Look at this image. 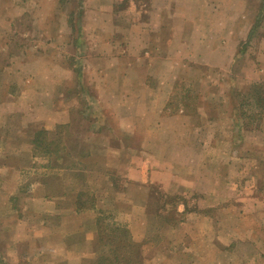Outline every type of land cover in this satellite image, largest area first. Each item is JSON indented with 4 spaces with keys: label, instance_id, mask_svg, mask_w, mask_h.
<instances>
[{
    "label": "rangeland",
    "instance_id": "1",
    "mask_svg": "<svg viewBox=\"0 0 264 264\" xmlns=\"http://www.w3.org/2000/svg\"><path fill=\"white\" fill-rule=\"evenodd\" d=\"M100 40L115 59L104 71L92 58ZM251 83L264 87V0H0V264H68L41 247L43 228L59 220L66 246L78 219L66 221L42 201L66 211L83 186L102 208L119 207L105 211L112 219L99 215L111 236L114 216L142 199L137 189L135 198L126 192V177L113 175L114 190L108 184L131 149L114 146L121 130L112 132L109 118L140 128L143 144L145 125L182 123L179 109L188 123L205 115L208 132L191 142L190 130H151V148L169 154L174 182L180 164L191 177L187 167L197 160L189 149L202 152L209 142L202 188L210 193H167L154 179L143 212H134L144 215L147 237L132 240V264H264V109L247 105ZM42 129L43 140L33 142ZM170 139L187 146L188 158L181 162ZM132 149L141 161L144 147ZM105 243H90L80 264H97L112 250Z\"/></svg>",
    "mask_w": 264,
    "mask_h": 264
},
{
    "label": "crops",
    "instance_id": "2",
    "mask_svg": "<svg viewBox=\"0 0 264 264\" xmlns=\"http://www.w3.org/2000/svg\"><path fill=\"white\" fill-rule=\"evenodd\" d=\"M121 0H114V2H118ZM124 1V0H123ZM108 43L104 42L103 40H100L98 42V47H99V52L92 57L95 61V63L98 61V65L96 64V68L101 67L102 63L103 66L100 68L101 71H104V69L108 66H110L112 63H114V58L107 56L104 52L103 49L107 47ZM111 47V46H110ZM149 55V54H148ZM70 69L72 71V67L70 66ZM78 75H82V70L80 72L78 71ZM177 81V80H176ZM73 83V78L70 81ZM177 83V82H176ZM73 89H76L80 84H72ZM145 86V85H144ZM149 87V86H145ZM85 90L88 89V87L84 86ZM108 95H110L112 98L116 97L114 92L107 91ZM161 109L166 110V105L163 104ZM185 109H179L177 114L179 117L185 118L182 119V123L174 124L173 126H168L169 121L165 120L164 122L160 124H154L153 126L150 124L145 125L141 132L146 135V138L143 142V144H140L138 142V133L140 132V128L138 130V127H128V128H119L118 124L114 123L113 118L110 117L108 120L107 126L110 127V130L112 132H116L121 130V133H116L118 139H112L114 143V146L118 147L121 146L123 147H128L131 148L129 152L127 153L128 155L122 156V158L118 159L115 165V171L116 174L109 175L108 178V184L112 186V189L114 190L115 186H117L115 183H117V179L113 175H121L123 177H126L127 180L129 181V185L127 186V193H131L133 189H137V196L140 197L142 200L137 201V204H134L130 211H125L124 213L125 216H121L120 214L117 216L119 212V207H116V204H109L111 206H108L106 209L102 208L99 203L101 202L100 200H94L95 205L94 208L87 209L83 207H79L77 202H80L79 199L77 202H73L71 205V209L69 207H66V211H58V208H56L55 204H53L51 201H45L42 203L50 205L55 213H58L60 217L66 214V221L70 218H77V223H78V228L75 233V236H77L76 240L72 241L71 243L68 244L67 241V233H66V246H64V240H65V235L61 230L60 227V221L58 220V223L54 227H44V235L42 236L41 241V247L46 249H56V254H63V257L66 258V263L68 264H80V262L89 255L90 252H88V246L90 243L97 241L98 237V217L101 214L100 212H107L113 211V213L116 214V217L114 216V222H117L120 224V222L117 221H122L123 223L126 224V228L130 229L131 232V238L134 241H141L147 237V233L143 232L142 225L145 224L146 220L144 215L141 213H134V212H143V204H146V200L149 197L150 194V185L153 181L156 180V182L161 183V187L164 189L165 192L167 193H177V194H183L184 191H187V189L195 190L201 193H207L209 195L210 190L208 188L203 189L202 184L208 180V162L211 160V156L209 153L208 148H210V143L206 142L204 143L201 147L206 148V150H202V152H197V150L194 148L193 150L189 149V154H191L192 159H196V163L192 164L191 166L187 167L188 170H190V176L189 177V182L190 186L187 185L186 181L188 180V177L185 176V173L183 172L184 169H186L185 165H178V170L174 172V182L170 181L169 176L173 177V171L172 167L168 166V155L165 157H160L158 154L155 152L154 149H152V146H157L155 140H153V135L150 134L151 130H158V131H164L167 132L168 130L174 129V132H179L182 130H190V135L187 141L191 139V142L195 140L194 136H197L198 131H204L206 130L208 132V129L210 127V119L207 117L205 118V115L200 118V123L199 124H193L192 122L188 123L189 121L187 120L191 116L189 115L188 112L184 111ZM197 110V109H196ZM205 113V112H204ZM203 112H199V114H204ZM101 114L106 113L101 109ZM70 111L69 109H66V122L69 119ZM137 133V134H136ZM100 136V135H97ZM130 136V137H128ZM104 137V136H103ZM167 140V139H166ZM196 141V140H195ZM111 143V142H110ZM168 146L170 149H180L181 152V162L185 159L188 158V154L186 153V145L183 146V144H179L178 139H170V142L167 141ZM188 144V143H187ZM140 145L144 147L143 149V154L141 155V161L139 160L140 158L137 157L135 159V152L132 148L138 147L140 148ZM139 153V152H137ZM139 155V154H138ZM159 159V162L162 165H155L154 162L156 161L157 158ZM201 157L203 160H201ZM137 161V162H135ZM103 168V166H102ZM96 169H99V166H97ZM105 167L103 168V170ZM86 171V170H84ZM106 171V170H104ZM205 171V172H204ZM77 175H81V173L78 172ZM155 179V180H154ZM185 179V180H184ZM175 185V188L172 190L170 189L171 184ZM148 189V190H147ZM86 188L83 186L82 188H79L77 190L76 195H80L79 193H83L82 198L85 199V191ZM96 188H94V192ZM74 193V192H71ZM66 194L68 195L69 192L67 191ZM136 194V193H135ZM135 194L131 193V197L135 198ZM134 200V199H133ZM111 207V208H110ZM140 209V210H137ZM134 209V210H133ZM52 210V211H53ZM43 211H48L46 208L43 209ZM100 211V212H99ZM123 211V209H122ZM120 210V212H122ZM128 212V213H127ZM94 213V214H93ZM69 217V218H68ZM144 227V226H143ZM47 250V252L49 251ZM55 255V254H54Z\"/></svg>",
    "mask_w": 264,
    "mask_h": 264
},
{
    "label": "trees",
    "instance_id": "3",
    "mask_svg": "<svg viewBox=\"0 0 264 264\" xmlns=\"http://www.w3.org/2000/svg\"><path fill=\"white\" fill-rule=\"evenodd\" d=\"M262 86V84H255V83H251L250 85H246V87L244 88L245 91L250 92V98L251 101L247 103V105H255L257 104L261 110L264 109V98L262 97L261 91L264 90V87H260ZM260 90H257V89ZM249 95V94H248ZM256 100V101H254ZM253 103V104H252ZM242 107L239 105V108ZM244 114H246V116L248 115V112H245ZM46 131L45 129H42L40 131H36L34 133V139L33 142L38 141L37 137L40 140H43L42 138H40V136L42 134H44ZM48 142H45L44 146H47ZM80 195L78 196V199L80 202H77V204L79 205V207H82V205H84L83 207L90 209V208H94L95 202L94 199L88 198L86 197L85 199L82 198L83 193H79ZM100 212V211H99ZM102 214V218H111L112 216L110 215H106L105 212H100ZM114 220V219H113ZM112 220V227H113V234L111 236H108V234L106 233V227L105 224H103V227L101 226V220L98 217V237H97V242H100L101 246L103 245L104 242H106L105 244L107 245H111L112 250H109L107 252V257H101L100 261H98L97 264H114L116 262H118V264H132V256L134 255V251H135V255L134 256H138L139 255V250L136 249V244L132 241L131 239V235L130 232L128 230V228H126L125 226L114 222ZM111 251V252H110ZM113 260V261H111Z\"/></svg>",
    "mask_w": 264,
    "mask_h": 264
}]
</instances>
